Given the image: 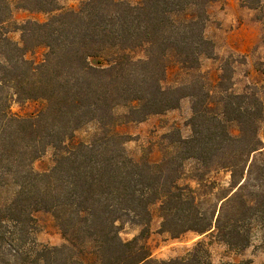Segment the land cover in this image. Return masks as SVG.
<instances>
[{
  "label": "trees",
  "instance_id": "16d2710c",
  "mask_svg": "<svg viewBox=\"0 0 264 264\" xmlns=\"http://www.w3.org/2000/svg\"><path fill=\"white\" fill-rule=\"evenodd\" d=\"M217 1L85 0L44 23H23L20 44L0 39V195L9 194L0 200V264H201L203 242L183 258L150 259L144 239L154 213L170 239L208 234L243 249L255 224L264 244L261 103L228 94L214 104L200 79L162 86L170 68L192 72L211 56L204 28ZM13 6L57 10L56 0H0V25ZM37 49L42 59H28ZM186 97L191 135L177 140L179 149L158 162L129 157L127 139L113 129L114 110L125 107L127 122L141 123ZM13 98L41 107L19 117L9 110ZM90 123L98 133L88 143L75 141ZM47 147L53 166L35 172L32 163ZM188 160L202 169L192 180L196 188L179 184ZM218 172L229 181L216 194L209 174ZM40 215L50 216L64 244L33 239ZM125 217L142 228L129 242L116 227Z\"/></svg>",
  "mask_w": 264,
  "mask_h": 264
},
{
  "label": "rangeland",
  "instance_id": "374dc122",
  "mask_svg": "<svg viewBox=\"0 0 264 264\" xmlns=\"http://www.w3.org/2000/svg\"><path fill=\"white\" fill-rule=\"evenodd\" d=\"M85 0H56L57 10L47 14L29 12L12 8L10 19L0 25V39L7 38L20 44L19 26L30 20L37 23L46 22L52 15L77 9ZM135 5L140 0H121ZM208 21L204 28V37L212 44L210 57L200 58L198 67L192 72H184L177 68L169 69L162 86H177L201 80L210 99L216 104L220 98L228 94L243 95L261 103L264 108V0H220L209 6ZM43 49H37L27 58L36 62L42 59ZM172 59L168 61L172 65ZM252 102V101H251ZM192 99L183 98L177 108L159 116H150L141 123L127 122L125 107L114 110L115 124L113 129L127 140L124 143L126 154L134 160L148 158L158 162L168 153L179 149L177 140L187 139L191 135L189 121L192 116ZM41 107L39 102H19L12 99L9 110L19 117L36 114ZM234 128V126L232 125ZM98 133V126L90 123L74 133V140L88 143ZM258 137L263 144L264 155V118L259 123ZM54 152L51 147L43 150L33 161L32 169L41 173L53 166ZM181 169L180 185L189 184L196 188L192 181L202 170L192 160L184 161ZM209 179L216 183V194L228 186L229 174L225 172L211 173ZM218 192V193H217ZM9 194L0 195L5 200ZM214 198L203 202L201 207L210 208ZM117 231L123 242L138 237L141 226L123 218L116 223ZM160 219L154 213L149 224V234L145 240L150 259L168 261L187 256L198 242H203L207 255H200L201 264H264V244L262 234L254 224L250 232V243L246 248H230L224 242L208 234L197 235L185 233L178 239H170L167 234L159 232ZM38 244L59 247L64 244L57 227L50 216L40 215L35 234L32 236Z\"/></svg>",
  "mask_w": 264,
  "mask_h": 264
}]
</instances>
